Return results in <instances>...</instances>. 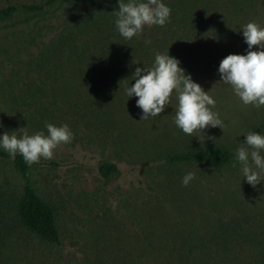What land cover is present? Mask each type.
I'll return each mask as SVG.
<instances>
[{"label": "rangeland", "instance_id": "rangeland-1", "mask_svg": "<svg viewBox=\"0 0 264 264\" xmlns=\"http://www.w3.org/2000/svg\"><path fill=\"white\" fill-rule=\"evenodd\" d=\"M45 1L0 0L18 5L0 19V137L47 135L46 123L73 132L52 160L30 167L34 187L56 206L60 241L15 220L24 179L0 146L8 153L0 154V264H264V173L253 188L238 161L166 160L191 146L236 153L248 133L264 135V106L245 105L218 71L226 56L247 54V23L264 28V0H161L170 22L131 40L115 24L129 0L22 6ZM167 53L215 100L222 129L185 134L175 93L160 116L140 121L138 97L126 89L137 67L149 70ZM104 162L118 170L106 175ZM188 172L195 179L184 186Z\"/></svg>", "mask_w": 264, "mask_h": 264}, {"label": "clouds", "instance_id": "clouds-1", "mask_svg": "<svg viewBox=\"0 0 264 264\" xmlns=\"http://www.w3.org/2000/svg\"><path fill=\"white\" fill-rule=\"evenodd\" d=\"M116 15L115 24L120 35L131 40L139 36L146 25L165 26L170 22L171 9L161 0H129L128 3H119ZM243 36L248 47L247 54L226 56L220 62L218 71L222 82L231 85L245 105L259 108L264 106V28L249 22L243 28ZM254 47L259 50H252ZM179 65L180 61L167 53L155 56L153 68L135 69V83L126 89V94L128 98L133 95L138 97L136 104L143 112L140 121L160 116L175 93L178 100L175 124L185 134L193 136L200 133L205 136L202 130L208 127L222 129L219 114L211 110L215 107V100ZM45 126L47 135L43 132L28 135L25 132L18 138L6 132L0 137V146L13 157L19 153L29 166L39 163L41 158L52 160L58 146L71 143L74 134L67 124L57 127L46 123ZM241 145L236 150V160L242 166L247 183L255 188L261 183V173H264V156L261 155L264 135L250 132ZM193 179L195 174L188 172L182 183L188 186Z\"/></svg>", "mask_w": 264, "mask_h": 264}, {"label": "trees", "instance_id": "trees-1", "mask_svg": "<svg viewBox=\"0 0 264 264\" xmlns=\"http://www.w3.org/2000/svg\"><path fill=\"white\" fill-rule=\"evenodd\" d=\"M61 0H46L40 3H23L24 9L41 10L45 5L54 4ZM63 1V0H62ZM18 10L17 4H8L0 7V19L11 16ZM1 155L7 156L6 151L0 150ZM166 160L170 163L177 162H203L213 166H225L236 163V153L225 146H191L177 148L167 153ZM14 163L21 173L24 184L20 193L13 200L15 220L28 230L37 234L40 238L52 242L60 241V231L57 223L56 206L43 196L34 187L30 167L22 156L17 153ZM100 169L108 175L111 171H117L118 166L114 162H104Z\"/></svg>", "mask_w": 264, "mask_h": 264}]
</instances>
